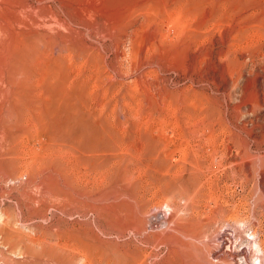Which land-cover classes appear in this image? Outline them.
<instances>
[{"label": "rangeland", "instance_id": "374dc122", "mask_svg": "<svg viewBox=\"0 0 264 264\" xmlns=\"http://www.w3.org/2000/svg\"><path fill=\"white\" fill-rule=\"evenodd\" d=\"M0 264H264V0H0Z\"/></svg>", "mask_w": 264, "mask_h": 264}, {"label": "bare ground", "instance_id": "6f19581e", "mask_svg": "<svg viewBox=\"0 0 264 264\" xmlns=\"http://www.w3.org/2000/svg\"><path fill=\"white\" fill-rule=\"evenodd\" d=\"M80 152V156H81V161L84 162V160H86L85 162H87V164L89 165V168L91 169V171H97V170H102L106 167V165L104 164V162H106L108 159H110V154L108 153L107 150H103V149H95V148H91V149H87V153L86 155L83 153L84 151H82L81 149H79ZM72 158V157H71ZM73 162V161H71ZM77 165V164H76ZM81 169V168H80ZM84 169V168H83ZM72 170V169H71ZM100 172V171H99ZM70 173V172H69ZM84 173V172H83ZM96 173V172H95ZM74 174V173H73ZM94 174V173H93ZM77 175V174H76ZM89 175V174H88ZM92 176V175H91ZM95 176V174L93 175ZM85 178V177H84ZM96 178V177H95ZM99 178V177H98ZM85 181V180H84ZM166 210L171 209V207L169 205H166ZM165 211L163 212V214L165 213ZM258 250V248H257ZM261 259V258H260Z\"/></svg>", "mask_w": 264, "mask_h": 264}]
</instances>
